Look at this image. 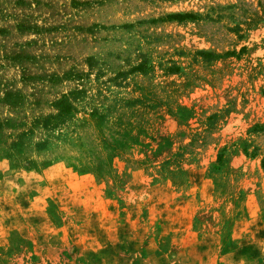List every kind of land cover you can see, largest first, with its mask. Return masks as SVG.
Wrapping results in <instances>:
<instances>
[{"label": "rangeland", "instance_id": "rangeland-1", "mask_svg": "<svg viewBox=\"0 0 264 264\" xmlns=\"http://www.w3.org/2000/svg\"><path fill=\"white\" fill-rule=\"evenodd\" d=\"M0 264H264V0H0Z\"/></svg>", "mask_w": 264, "mask_h": 264}]
</instances>
